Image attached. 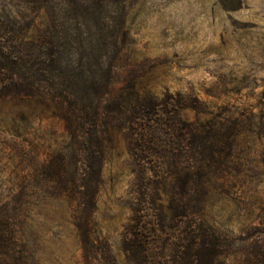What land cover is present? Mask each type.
<instances>
[{"label":"rangeland","instance_id":"374dc122","mask_svg":"<svg viewBox=\"0 0 264 264\" xmlns=\"http://www.w3.org/2000/svg\"><path fill=\"white\" fill-rule=\"evenodd\" d=\"M1 51L10 58L0 56V83L43 79L48 71L30 79L25 68L54 52L77 83L71 95L100 100L102 168L93 226L78 229L66 182L81 160L79 132L49 101L0 92V264H128L127 117L138 97L166 94L197 100L182 120L234 133L204 195L210 223L232 239L220 261L246 264L254 249L237 240L257 227L264 240V0H0ZM15 57L11 74L1 63Z\"/></svg>","mask_w":264,"mask_h":264},{"label":"trees","instance_id":"16d2710c","mask_svg":"<svg viewBox=\"0 0 264 264\" xmlns=\"http://www.w3.org/2000/svg\"><path fill=\"white\" fill-rule=\"evenodd\" d=\"M0 56L10 58L2 51ZM30 60L22 67H27ZM1 64L11 74L21 68L17 57L11 64ZM60 64L54 52L46 64L31 62L29 67H23L26 76L32 79L34 73L45 71L48 75L29 82H18L9 76L8 83H0V92L49 101L56 106L72 136L79 132L75 141L83 146L81 160L75 177L66 185L69 184V197L75 202L73 223L78 229H91L102 168L100 100L94 99L87 106L78 102L81 100L68 91L77 83L62 76ZM196 103L197 100L190 101L180 94H166L161 100L144 96L132 102L127 135L134 181L128 199L131 217L121 234V248L128 264H223L220 259L232 245V239L210 223L204 194L214 158L232 148L234 133L229 128H217L216 124L200 129V125L182 120L180 112L193 109ZM261 225L264 226V218ZM259 232V227L253 228L252 233L237 240L250 241L254 249L246 264H264V240L258 237Z\"/></svg>","mask_w":264,"mask_h":264}]
</instances>
